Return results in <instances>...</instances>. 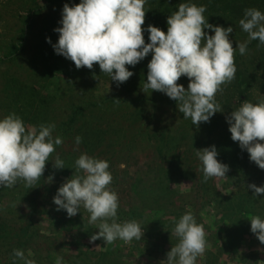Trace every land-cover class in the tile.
<instances>
[{"label":"rangeland","instance_id":"1","mask_svg":"<svg viewBox=\"0 0 264 264\" xmlns=\"http://www.w3.org/2000/svg\"><path fill=\"white\" fill-rule=\"evenodd\" d=\"M47 1L49 2V0H0V119L12 110L16 113L19 108L22 113H26V118L30 114L44 112L45 107H41L38 102H35L32 107L27 106L28 94L32 89H35L36 92L42 95L49 94L51 97L49 111L53 116L48 119L50 123L46 122V124L54 123L56 125L53 131L55 137L60 129L66 128L64 124L69 117L71 104L80 101L83 97H85L84 99L91 97L96 100L97 110L101 114L93 118V121H96L97 127L106 133L105 139L102 141L104 142L103 147L105 150L111 151L112 161L118 164L115 170L117 176L115 181L119 183L118 190L123 195H118L119 206L124 208L131 201L132 198L125 195V192L128 191L127 184L131 177L133 178L139 173L145 177L147 182L145 186L149 187H146L147 190L145 186L143 187L146 190L147 200L143 203L133 200L132 205H134L133 209L138 211L145 209L146 206L152 205V201L149 200V202L148 199H152L156 194L152 186L155 172L150 165L155 166L159 159L155 153L156 140H148V137L143 135L150 129H153V132L165 130L172 135L182 130L186 137L184 141L182 140L181 148L185 150L189 147L187 145L192 135L198 134L200 129L197 126H195L197 129H193L191 119H184L177 107L173 109L165 104H159L155 115L150 119L154 110L150 111L151 107L142 106L143 99L141 98L146 94L142 90L143 84L147 80V67L136 71L135 69L129 70L134 73L135 78L140 79L138 85H136L134 77L117 85L115 81H111L107 74L101 73L98 64H94L98 68V73L96 69L89 70L86 67L77 69L72 61L56 54L52 45L57 43L59 33L54 29L62 27L59 22L62 19L63 6L65 3L73 6L80 3V0H52V3H47ZM155 1L157 0H147L145 4L147 12L145 24L142 26L145 29L144 33L147 32L148 25L154 26L152 17L155 16L153 14V2ZM176 1L195 3L198 6L204 5L207 9L204 15L210 24L225 28L233 27L229 39L234 48L239 43L248 42L246 54L240 55L239 49L236 48L235 64L237 71L245 68L249 70L254 81L252 93L248 97H237L236 92L226 84L222 86L223 91L216 94V101L223 110L220 112L223 127L228 128L226 117L232 111L236 110L244 100L258 103L261 96L264 95V45L258 47V40L248 41V34L239 25V20L244 17V10L247 8H256L264 13V0ZM205 31L210 35L214 34L209 29ZM48 38H50L51 44L47 42ZM148 42L150 41L146 43ZM150 59L151 54L145 58V61L150 62ZM56 64L58 67H53ZM48 68H58L61 72L56 71L58 75L53 73L47 79ZM79 74L81 79L78 80L80 82L77 85H74L75 89L66 90V94H63L68 81H75L73 77ZM185 78L181 77L178 83L187 88L188 84H186ZM20 89L23 92L21 95L23 98L16 102L14 96ZM153 92L158 96L166 95L157 91ZM153 92L149 90L147 93ZM102 97H104V101H107L105 107L98 106L100 102H103ZM114 99H119V102ZM118 104L119 106L114 112L113 108ZM133 110L138 114L137 120L131 116ZM144 112L148 113L145 115ZM141 113L144 115L141 116ZM197 138L200 139L199 149H202L213 146L219 136L214 140H212L213 137L206 135L203 137L197 135ZM110 142L112 147L107 148ZM73 147L74 144H72ZM240 151L244 152L245 150L240 149ZM144 162L148 166H143L142 171L137 169L138 163L143 164ZM256 171L261 172L260 175L255 176L256 179H259L260 176L263 177L255 184L264 186V170L258 168ZM58 177L55 174L54 179L56 180ZM226 177L214 178L210 187L215 189L218 187L224 193V179H227L234 187L231 192L225 195L231 194L235 198H239L253 193L251 189L247 188V185L254 183L256 180L254 176L250 177L247 174L232 171V174L227 173ZM56 181L58 182V180ZM59 181L61 182V180ZM150 181L151 183H148ZM33 187L32 189L26 188L22 181H18L14 187L10 188V191L7 188L1 191L0 195L3 197H0V219L17 228L24 226L27 219L31 220L32 224L29 223L31 233L26 237L27 243L20 250L24 251L26 257L34 259L38 264H55L57 256L63 258V264H72L69 258L74 262L79 259L83 260L85 254H82L81 257L77 252V249L81 247L98 249L99 255L107 253L117 261L115 264H160L161 261L166 260V254L171 247L178 242L174 235H165L169 230V225L165 224L166 220H170L169 214L166 212L168 209H153L152 212L133 219L138 221L144 229L141 240L134 239L130 244H124L123 241L117 240L110 245H105L103 238L90 242V237L99 231L95 224L85 223L84 227L76 224L74 225L76 231L71 229L72 220L75 221L79 213L83 216L82 220H87L90 214L81 208L77 215L68 217L65 210H57V206L53 202L54 194L51 188L41 190L38 195L37 210L31 219L30 213L34 202L32 199L35 196L36 185ZM191 187L192 184L188 181L178 183V188L182 192H189ZM16 194L20 195V200L14 197ZM26 195H29L30 200L29 198L28 201L23 200ZM241 198L235 200L234 205H239ZM257 198L259 201H257L254 213L264 219V194ZM183 199L186 201V197ZM13 204L17 207H12ZM120 214L122 213L118 210V222L123 223L129 220L127 216ZM199 216L206 232L207 247L204 254L197 258L196 264H206L209 258L215 260L213 258L216 255L222 256L218 260L219 262L216 260L214 264H262L264 245H261L255 234L251 232L250 220L243 221V223L247 222V230L243 233L245 235L242 241L236 247L230 248L231 246L224 244L227 222L221 219L218 211L214 210L212 206H206L200 211ZM169 224L172 223L169 222ZM217 233L221 234V239L215 238ZM221 240L222 242H220ZM9 245L8 240L6 244L0 242V261L6 255L12 254ZM222 246L223 251H221ZM15 264H23V261L16 260Z\"/></svg>","mask_w":264,"mask_h":264},{"label":"clouds","instance_id":"2","mask_svg":"<svg viewBox=\"0 0 264 264\" xmlns=\"http://www.w3.org/2000/svg\"><path fill=\"white\" fill-rule=\"evenodd\" d=\"M146 2L80 0L73 6L65 3L59 22L62 27L54 29L59 33L57 43L52 45L54 51L72 61L77 69L92 70L94 64H98L101 73L107 74L117 85L134 75L126 66L135 67L151 54L142 91L166 94L176 101L183 118H190L192 124L199 127L217 112H223L216 94L235 79L236 48L244 55L248 42L234 48L229 39L233 27L210 24L204 15L207 10L204 5L179 3L178 10L167 18L166 32L148 25L150 42L146 43L142 27ZM239 25L248 34V41L258 40V47L264 45V13L247 8ZM206 29L214 34L210 35ZM47 42L51 44L50 38ZM181 77L188 78L187 89L178 83ZM114 100L119 102V99ZM226 120L231 139L247 151L250 161L264 170V95L258 103L244 100ZM55 127L54 123L40 124L38 128L26 126L15 112L0 119V186L12 188L22 181L26 188H34L56 146L63 143L62 137L53 136ZM81 141L82 137H75L77 146ZM196 156L202 164L203 182L210 178H227L229 166L217 159L215 145L196 149ZM53 167L65 168L64 161L57 156ZM108 169L106 160L82 153L75 160V174L58 188L53 202L57 210H65L68 217L77 215L81 208L90 214L88 223L95 224L99 230L90 237V242L103 238L105 245H110L117 240L124 244L141 240L144 229L138 221L118 222L119 196L110 187L113 176ZM52 180L50 176L47 182ZM247 188L254 197L264 194V186L252 183ZM249 220L251 232L264 245V219L252 215ZM172 234L178 242L160 264H196L207 247L204 225L197 223L194 214L188 211L175 222ZM12 255L13 264L16 260L36 264L20 249H13ZM55 264H63V258L57 256Z\"/></svg>","mask_w":264,"mask_h":264},{"label":"trees","instance_id":"3","mask_svg":"<svg viewBox=\"0 0 264 264\" xmlns=\"http://www.w3.org/2000/svg\"><path fill=\"white\" fill-rule=\"evenodd\" d=\"M55 1V0H54ZM189 1V0H188ZM186 2V1H184ZM47 3H52V0L47 1ZM179 2L176 0H157L153 2L154 4V17H152L154 26L159 27L163 31H167V18L173 12L178 10ZM146 42L148 40L149 33H143ZM149 62L142 60L139 62L135 67L126 66L129 70H140L143 67H147ZM53 67H58L57 64ZM93 69H96L98 73L97 66H93ZM56 71L61 72L58 68H48V74L46 78L55 73ZM147 72V70H146ZM134 75L132 76V78ZM75 81L69 80L66 86V89L63 91V94H66V90L75 89L74 85H77L78 80H80V74L73 77ZM135 83L138 85L140 79L135 78ZM186 84L189 83L188 78H185ZM183 85V84H182ZM229 88H232L237 97H248L249 94L253 91L254 81L249 74L248 69L238 70L235 75V79L227 84ZM8 87V86H7ZM186 87V86H185ZM22 89V88H21ZM18 90L16 95L14 96V101L19 102L22 95V90ZM187 89V88H185ZM38 98V100H37ZM50 95H42L41 93L36 92L35 89H32L31 93L28 94L27 97V106L32 107L35 102L40 103L41 107H45L44 112H40L39 114H30L28 118H26V113H22L20 108L17 109L16 114L21 117L24 121L25 125L27 126H35L39 127L40 124H46V122L50 123L48 119L53 116L52 112L49 111L50 108ZM83 97L80 101H76L71 104L70 114L68 119L66 120L64 126L66 128H62L57 132V136L62 137L64 144L56 146V151L51 154L50 160L46 162V167L43 176L39 181H37L36 189L34 190L35 196L32 199L33 202V209L31 210L30 217L34 216V212L37 210L36 205L38 201V195L40 194L42 189L51 188L52 193L54 196L57 193L58 188L60 185L67 179H69L73 174H75V160L81 155L82 153H87L89 156L106 160L109 163V171L113 176V181L110 187L117 192V194L122 195L118 190L119 183L115 181L117 179L116 176V167L118 164H115L112 160V156L108 150H105L103 147V139H105L104 131L102 132L101 128L97 127L96 121H93V118H96L101 113L98 112L96 106V100H93L91 97L88 99H84ZM102 101L99 103V107H105L107 105V101H104V97H102ZM143 99L142 106H149L151 110H154L150 116V119L155 115L156 109H158L159 104H165L166 106L169 105L173 109L177 107L176 101L170 99L168 96L160 95L153 93H146L141 96ZM10 105V104H9ZM119 104L113 108V111L117 109ZM14 110L10 111L8 114L13 113ZM145 115L148 112H144ZM141 113V116L144 115ZM7 114V115H8ZM26 115V116H25ZM137 112L135 110L132 111V118L137 120ZM222 116H220V112H217L213 117L210 118L209 122H202L199 125V133H195L192 135L191 140L187 146V149L181 148L182 140H185V134L182 130H179L173 135L165 130L163 131H154L150 129L146 131L144 137H148L147 139L156 140L155 146V153L158 156L159 161L155 163V166L152 164L150 167L155 172L153 175V188L156 192L152 199H148L152 201V205H148L145 209H141L140 211L133 209L134 205H132L133 200H139L140 202H145L147 200L146 190L149 188L145 186L147 184L145 177L142 174L137 173L133 178L131 177L130 182L127 184L128 191L125 192V195L129 198H132L128 205L124 206V208L120 207L118 210L123 216L128 217V221L133 220L137 216H143L145 213L152 212L151 210H166L169 214L168 217L170 220H166L165 224L169 225V230L165 234L166 236L173 235V228L175 226V222L186 212L191 211L197 223L201 224L202 219L199 216L200 211H202L206 206H212L214 210H217L221 219L224 222H227V227L225 228L226 238L224 244H227L232 247H236L241 241L245 234V230H247V222L243 223V221H249L252 215H255L254 210L257 204L258 198L252 196V194H247L240 196L239 205H234L235 200L239 198H235L233 195H225L231 192L232 188L234 187L227 179L224 183L225 191L229 190L228 192L224 193L220 188H212L211 183L214 182V178H210L207 182H203V172L201 171L202 164L198 160L196 156V149L199 150V143L200 139L197 138L198 136L215 137L219 136L218 140L213 143L219 153L217 159L226 165L229 166L228 174H232V171L240 174H247L250 177L256 179V175H260V171H256L259 167L249 159V154L245 150L244 152L240 151V147L238 142H234L231 139V133L229 132V124L228 122L226 125L228 128L223 127ZM48 120V121H47ZM129 121V120H128ZM193 129H197L194 125L192 126ZM118 130V128H116ZM80 136L82 137L81 143L77 146L75 143V137ZM147 141V140H146ZM144 142V141H142ZM141 142V143H142ZM72 144L74 147L72 148ZM112 143L110 142L107 145V148H111ZM242 150V149H241ZM59 156L60 159L64 161L63 169H56L51 164L54 161L55 157ZM143 166H148L146 162L143 164L138 163L137 169L142 171ZM138 170V171H139ZM226 173V175H227ZM55 174L59 177L58 182L54 179ZM53 177V182L49 183L48 177ZM263 176H260L259 179H262ZM259 179L257 178L254 183L258 182ZM61 180V182L59 181ZM63 180V181H62ZM182 181L191 182L192 187L189 192H182L178 188V183ZM148 183H151L148 182ZM145 186L146 190L143 189ZM6 187L0 186V193ZM7 190H11L7 188ZM19 194H16L14 197L17 200H20L21 197ZM123 196V195H122ZM3 197V195H0ZM121 197V196H120ZM186 197L185 199H183ZM24 201H28L27 199L30 197L26 195L23 197ZM235 198V199H234ZM184 201V202H182ZM150 202V201H149ZM180 207L178 208L179 204ZM176 207V208H175ZM175 208V209H173ZM120 214V215H122ZM175 217V218H173ZM83 216L79 213L73 224L71 225L72 231L74 230V225L78 224L79 226H83L85 223H88L87 220H82ZM2 219H0L1 221ZM175 221V222H174ZM171 222L172 224H169ZM29 223L30 225L31 220L27 219V223L17 228L16 226L9 225V222L2 220L0 222V239L2 243L6 244L8 240L10 242V252L13 253V249H22L24 245L27 243L26 237L29 235ZM84 227V226H83ZM233 229V230H232ZM78 231V230H77ZM231 238H229V237ZM221 239V234L217 233L215 238ZM229 238V239H228ZM178 241V240H177ZM222 242V240L220 241ZM216 244V242L214 241ZM79 255L85 254V259L74 262L69 258L72 264H115L117 261L112 259L107 253H102L99 255L98 249H93L89 247H81L77 249ZM223 251V246L222 250ZM97 253V254H96ZM222 255H216L213 259H207L206 264H214V262H219L218 260L221 258ZM14 257L12 254L6 255L1 261L0 264H13ZM34 260V259H33ZM35 261V260H34ZM38 264L37 261H35ZM69 264V263H68Z\"/></svg>","mask_w":264,"mask_h":264}]
</instances>
